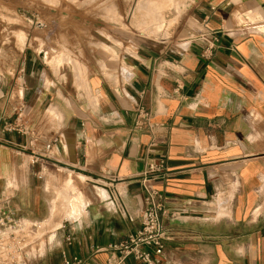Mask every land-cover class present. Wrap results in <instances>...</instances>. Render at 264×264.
Here are the masks:
<instances>
[{"label": "crops", "instance_id": "1", "mask_svg": "<svg viewBox=\"0 0 264 264\" xmlns=\"http://www.w3.org/2000/svg\"><path fill=\"white\" fill-rule=\"evenodd\" d=\"M183 13L178 43L136 44L108 76L76 72L86 92L43 51L0 72V195L30 220L31 245L49 221L38 264H106L141 227L144 178L170 231L162 264H264V0H187ZM140 106L153 131L135 129Z\"/></svg>", "mask_w": 264, "mask_h": 264}, {"label": "rangeland", "instance_id": "2", "mask_svg": "<svg viewBox=\"0 0 264 264\" xmlns=\"http://www.w3.org/2000/svg\"><path fill=\"white\" fill-rule=\"evenodd\" d=\"M181 2L178 11L170 0H0V72L21 67L27 50L41 59L45 50L51 58L42 59L47 69L64 77L67 68L78 91L86 92L76 72L83 80L92 69L108 76L120 52H132L136 44L158 37L178 43L187 7V0ZM139 5L145 7L142 13ZM47 224L34 228L33 236L41 238L38 245L27 248L25 264H38L49 249Z\"/></svg>", "mask_w": 264, "mask_h": 264}, {"label": "built area", "instance_id": "3", "mask_svg": "<svg viewBox=\"0 0 264 264\" xmlns=\"http://www.w3.org/2000/svg\"><path fill=\"white\" fill-rule=\"evenodd\" d=\"M153 116L150 107H137L135 129L153 131L156 126ZM50 147L51 144H48L47 148ZM165 163V159L149 162L143 175L163 172ZM144 181L146 206L141 213V227L105 248L109 252L106 264H127L130 257L143 264H162L164 261V249L170 231L162 223V215L165 213L162 196L157 189L146 183L145 178ZM28 223L26 218L16 214L10 205V198L0 195V264H25L26 250L31 245L25 235ZM62 255L64 264L85 263L84 259L70 260L65 253Z\"/></svg>", "mask_w": 264, "mask_h": 264}, {"label": "bare ground", "instance_id": "4", "mask_svg": "<svg viewBox=\"0 0 264 264\" xmlns=\"http://www.w3.org/2000/svg\"><path fill=\"white\" fill-rule=\"evenodd\" d=\"M72 1H73V0H72ZM90 2H91V1H90ZM98 2H99V1H98ZM170 2L173 4L172 6H175L176 8H178V11H179V10H180V8H179V7H180V4L183 3L184 1L181 2V0H170ZM72 3H73V2H72ZM75 3H76V2H75ZM81 3H82V2H81ZM73 4H74V3H73ZM99 4H100V3H99ZM153 4H154V3H153ZM153 4H152V6H153ZM145 6H146V5H145ZM147 6H149V4H148ZM142 8H143V6H142V5H139L137 9H138V11H141ZM144 8H145V7H144ZM144 8H143V9H144ZM151 8H152V7H151ZM151 8H150V9H151ZM91 11H93V10H91ZM106 11H108V10H106ZM153 11H158V10H157V8H156V9L154 8ZM91 13H92V12H91ZM103 13H104V12H103ZM140 13H142V11H141ZM145 13H149V12L147 11V12H145ZM43 52H44V54H45V55H44V54H43V55L46 56V53H47V52H46V51H43ZM36 254H37V253H36ZM36 254H32L33 257H36V256L38 255V254H37V255H36ZM38 256H41V253H40V252H39V255H38Z\"/></svg>", "mask_w": 264, "mask_h": 264}]
</instances>
